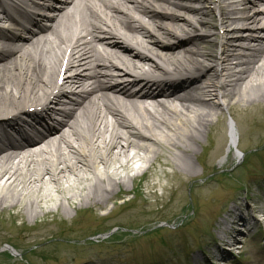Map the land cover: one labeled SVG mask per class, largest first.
Instances as JSON below:
<instances>
[{"label":"bare ground","instance_id":"obj_1","mask_svg":"<svg viewBox=\"0 0 264 264\" xmlns=\"http://www.w3.org/2000/svg\"><path fill=\"white\" fill-rule=\"evenodd\" d=\"M7 2L31 20L15 25L20 34L0 29V212L25 201L36 217L49 184L80 210L105 207L127 177L189 182L214 118L229 109L241 125L235 106L264 104V0H200V9L179 0ZM9 13L1 7L0 19H15Z\"/></svg>","mask_w":264,"mask_h":264},{"label":"rangeland","instance_id":"obj_2","mask_svg":"<svg viewBox=\"0 0 264 264\" xmlns=\"http://www.w3.org/2000/svg\"><path fill=\"white\" fill-rule=\"evenodd\" d=\"M201 4L193 3L194 7ZM244 106L238 104L235 108L242 121L238 129L239 146L246 156L243 163L228 167L233 169L227 173L231 176L220 168L227 158L229 142V112L225 109L214 118L213 127L202 138V145L196 147L199 156L193 160L200 176L192 177L189 182L190 177L162 174L160 177H127L105 207L87 205L80 210L72 193L64 194L71 198L67 200L49 184L48 192L52 197L45 201L47 203L39 204L36 217L30 218L23 209L25 201L17 209L8 206L2 210L0 264H26L20 257L5 251L10 246L29 264H264V232L242 228L239 219L231 225L230 232L240 240L228 234L237 246L228 257L217 255L216 240L225 227L224 222L229 220L231 209L239 207L237 213L245 219L255 213L254 206L264 209V104ZM213 151L217 155L210 162L208 158ZM162 154L167 160L178 163L168 151ZM134 165L138 166V162ZM167 169L173 168L167 166ZM214 169L220 172L210 181L204 175L213 173ZM194 200L196 206L200 202V213L196 216L191 210ZM47 208L51 209L50 213H46ZM19 211L22 215L14 218ZM259 217L264 221L263 215ZM147 222H151L152 230L133 231L137 236H131V231L126 230L108 231L121 224L137 227ZM158 224L161 225L156 226ZM153 225L157 229H153ZM241 228L243 232H236ZM219 242L223 244L222 240Z\"/></svg>","mask_w":264,"mask_h":264}]
</instances>
